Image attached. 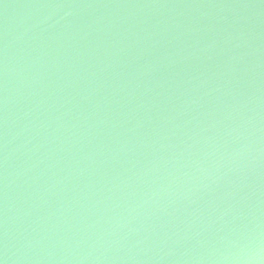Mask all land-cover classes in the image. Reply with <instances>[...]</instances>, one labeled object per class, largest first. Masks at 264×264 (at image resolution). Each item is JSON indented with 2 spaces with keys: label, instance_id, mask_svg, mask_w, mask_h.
<instances>
[{
  "label": "water",
  "instance_id": "obj_1",
  "mask_svg": "<svg viewBox=\"0 0 264 264\" xmlns=\"http://www.w3.org/2000/svg\"><path fill=\"white\" fill-rule=\"evenodd\" d=\"M0 264H264V0H0Z\"/></svg>",
  "mask_w": 264,
  "mask_h": 264
}]
</instances>
